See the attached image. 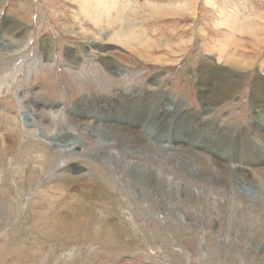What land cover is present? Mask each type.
Listing matches in <instances>:
<instances>
[{
    "label": "rangeland",
    "instance_id": "rangeland-1",
    "mask_svg": "<svg viewBox=\"0 0 264 264\" xmlns=\"http://www.w3.org/2000/svg\"><path fill=\"white\" fill-rule=\"evenodd\" d=\"M118 2L95 12L0 0V197L16 219L0 220V264H264V0ZM222 74L235 90L221 89ZM32 140L47 152L35 143L19 154ZM32 166L42 169L33 181L22 174ZM75 189L99 191L87 205L97 236L50 226L87 219Z\"/></svg>",
    "mask_w": 264,
    "mask_h": 264
},
{
    "label": "bare ground",
    "instance_id": "bare-ground-1",
    "mask_svg": "<svg viewBox=\"0 0 264 264\" xmlns=\"http://www.w3.org/2000/svg\"><path fill=\"white\" fill-rule=\"evenodd\" d=\"M79 2L80 4H81V6L83 7V10H87V11H89V9H93L95 12L97 11H99L100 10V8H101V6H103L102 5V3L104 2V6H106V8H109V7H111V6H113V7H115L116 9H123L121 6V4H119V2H118V0H76V2ZM122 2V1H121ZM126 3V2H125ZM124 7H128V4H125L124 5ZM94 11L92 12V10H91V13L92 14H94ZM121 11V10H120ZM124 12V11H123ZM92 16V15H91ZM117 16H118V14H117ZM240 20H239V18H237V17H235V18H233V19H231V22L232 23H237V22H239ZM240 26H242V24L240 25ZM16 28L18 27L17 25L15 26ZM256 27L255 26H251V27H249L248 28V31H247V33H249L250 34V36H252L251 38H253L254 37V33L256 34L255 36H257L258 37V35L260 34L259 33V31H257L256 29H255ZM18 29V28H17ZM255 31V32H254ZM264 31V30H263ZM254 39V41L256 42V43H258V44H261V43H263V42H261L260 40V38H258V39H256V38H253ZM135 41H137V40H135ZM253 41V40H252ZM222 77H224V78H222L221 77V79L220 80H218V82H219V84H223L222 86H226V88H221L225 93H226V91L227 90H229V92H231V91H233V90H235V88L237 87V85L239 84L237 81H233V80H230L229 78L231 77L230 75H225L224 76V74H222L221 75ZM217 78V77H216ZM227 80L226 81V83L224 82V80ZM229 79V80H228ZM232 79V78H231ZM223 80V81H222ZM229 81V82H228ZM262 83V82H261ZM264 86V85H263ZM260 88V87H259ZM220 95V93L218 94V96ZM27 111V110H26ZM125 121V120H124ZM31 132V131H30ZM12 133V132H11ZM17 133V132H16ZM33 133V132H32ZM34 134V133H33ZM15 137V136H14ZM93 139H95V140H97L96 138H93ZM18 141V140H17ZM33 142L30 144V145H27V142H24V143H26V147H25V149L23 150V151H21L19 154H24V155H28V154H31V152L27 149V147H29V148H31V147H34L35 146V143H36V148H38V150L39 151H43V152H47V149L44 147L43 148V146H41V143L37 140V141H34V140H32ZM13 142V141H12ZM29 142H31V140L29 141ZM28 142V143H29ZM45 142V141H44ZM91 142H92V140H91ZM95 142H97V141H95ZM164 142L165 143H167V144H169V141L167 142V141H165L164 140ZM261 142H263V141H261ZM8 143H10V142H8ZM47 143V142H46ZM98 143V142H97ZM164 143V144H165ZM13 144L15 145V143L13 142ZM99 144V143H98ZM101 144V143H100ZM110 144V143H109ZM112 144H113V142H112ZM32 145H34V146H32ZM74 145V144H73ZM88 145H90L89 143H87V142H84V146H85V148H86V146H88ZM71 146H72V144H71ZM160 146V145H159ZM6 147V146H5ZM17 147V146H16ZM34 147V148H35ZM101 147H102V145H101ZM108 147V146H107ZM161 147H162V149H165L166 148V146H164V145H161ZM76 148H79V151H80V147H76ZM108 148H114V147H112V145L111 146H109ZM108 148H103L102 147V149L104 150V151H108L109 150V152L110 153H113V150H111V149H108ZM89 149H97L98 150V148H97V145H95V144H92L90 147H89ZM161 149V148H160ZM258 149V148H257ZM75 150V149H74ZM71 150H68V149H66V151H64L65 153H67V155L68 156H71V157H73L74 155H75V153L77 154V151L74 153V152H70ZM258 151H262L263 153V155H264V144H262V146L260 147V150L258 149ZM19 152V151H18ZM32 152H35V151H32ZM39 153V152H38ZM73 153H74V155H73ZM43 154V153H42ZM45 154V153H44ZM261 155V154H260ZM23 156V155H22ZM42 157H44L46 160H48L47 158H46V156H43V155H41ZM260 157V156H259ZM62 158V157H61ZM64 158V157H63ZM119 158V157H118ZM121 159V158H120ZM51 161V160H50ZM64 161V160H63ZM48 163V162H47ZM59 163V161L57 162V164ZM49 164H47V165H44V167H43V170L44 169H46V168H48L49 166H48ZM60 165H62L63 166V164H58V166H60ZM25 167V166H24ZM23 167V168H24ZM182 168V167H181ZM146 169H148L149 170V166H146ZM80 170H83V168H81V169H78L77 170V172L78 171H80ZM148 170H145V173H146V175L147 176H145L146 178H148V177H150L151 175H148ZM196 171H199V170H197V168L195 169ZM23 171V170H22ZM42 169H40L39 167H31L30 169L29 168H27V170H26V172H24L23 171V173L22 174H25L24 176L25 177H27V178H29L30 180H32L33 181V179H35L36 178V176L38 177V175L39 176H41L42 175ZM85 173V172H84ZM77 174V173H76ZM75 174V175H76ZM156 174H157V176L158 177H156V179L158 180V181H165L166 183H168V182H171L172 180L170 179V178H168L167 177V175L166 174H163V173H160V172H156ZM67 176V175H66ZM70 176V175H69ZM68 176V177H69ZM84 176V175H83ZM22 177H23V175H22ZM79 177V176H78ZM82 177V176H81ZM144 177V178H145ZM20 178V177H19ZM75 178V177H74ZM80 178V177H79ZM24 179V178H23ZM28 179V180H29ZM68 179V178H67ZM89 179V178H88ZM25 180V179H24ZM28 180H26V181H28ZM76 180V179H75ZM92 180V179H91ZM25 181V182H26ZM81 181V180H80ZM85 181V180H84ZM77 182V181H76ZM19 183V182H18ZM165 183V184H166ZM172 183V182H171ZM262 183V182H261ZM21 184V183H20ZM25 184V183H24ZM27 184V183H26ZM29 184V183H28ZM72 184V183H71ZM84 184H87V183H84ZM160 184V183H159ZM34 185V184H33ZM38 185V184H37ZM83 185V184H82ZM264 186V182L261 184V186ZM17 186V185H16ZM21 186H22V184H21ZM23 187V186H22ZM30 187V186H29ZM32 187V186H31ZM17 188V187H16ZM24 188H25V186H24ZM19 189V188H18ZM22 190V189H21ZM27 190V188L25 189V193L27 192L26 191ZM19 191V190H18ZM74 191H76L75 193H74V198H76L77 200L76 201H78V202H80V203H82V205L85 203L86 204V207H87V205H88V203H91V201H94V202H97V200H96V196H98V194H99V191H98V189H94V191H91V190H87V189H75ZM238 192V191H237ZM93 193L96 195V196H94L93 195ZM18 194V193H17ZM22 195V194H21ZM71 195V194H70ZM5 196H6V194H5ZM5 196H2L1 195V197H0V220H5V223H4V225H6V226H9L10 224H12L13 223V221L12 220H14L15 218H14V216L11 214V212L9 211V205H11L12 206V204H14L9 198H7V197H5ZM65 196H67L66 195V193H65ZM251 196H254V195H251ZM18 197V196H17ZM94 197V198H93ZM39 198H43V196L42 197H39ZM51 198V197H50ZM53 198V197H52ZM256 198H258V197H256ZM93 199V200H92ZM13 200V199H12ZM40 199H38V201H39ZM43 200V199H42ZM20 201V200H19ZM18 201V202H19ZM44 201V200H43ZM34 202V201H33ZM40 202H41V200H40ZM45 202V201H44ZM44 202H41V203H44ZM20 203V202H19ZM36 203H37V201H36ZM62 203V202H61ZM65 203V202H64ZM93 203V202H92ZM16 204H17V202H16ZM32 204V203H31ZM30 204V205H31ZM84 204V205H85ZM22 205V204H21ZM35 205V204H34ZM48 205H50V204H48ZM56 205V204H55ZM20 206V205H19ZM39 206H40V204H39ZM38 206V207H39ZM44 206V205H43ZM64 206V205H63ZM21 207V206H20ZM42 207V206H41ZM46 207H48V206H46ZM45 207V208H46ZM50 208H51V206H49ZM72 207V206H71ZM43 208V207H42ZM73 208V207H72ZM20 209H22V208H20ZM39 209V208H38ZM47 209V208H46ZM49 209V208H48ZM54 209H56V208H54ZM12 210V209H11ZM35 210V209H34ZM44 210V209H43ZM50 210V209H49ZM61 210V209H60ZM78 210V209H77ZM92 212H91V211ZM89 210V208L87 207V209L85 210V211H83V213L84 212H86V214H87V219H80V220H76L75 218H72V216H74V215H67V217L66 218H64L65 219V221H64V219H63V221H62V223H59V222H55L54 224L52 223V225H50V226H55L56 228H57V230H59V231H62L63 233H65V235L67 236V235H71V236H73V235H81V236H84L85 238L86 237H88V235H90L91 233H94V232H96L95 230H94V227H95V223H90L89 221L91 220H88V218L90 217V213H93V209H90ZM39 211H40V209H39ZM51 211H52V209H51ZM55 211V210H54ZM30 212V211H29ZM32 212H33V210H32ZM31 212V213H32ZM43 212V211H42ZM38 213V212H37ZM45 213V212H44ZM48 214V213H47ZM53 215H54V213H52ZM52 214H50L51 216H52ZM32 215H34V214H32ZM45 215V214H44ZM43 216V215H42ZM59 216V215H58ZM37 217V216H36ZM45 217H48V216H46L45 215ZM33 218H34V216H33ZM32 218V219H33ZM43 218V217H42ZM41 218V219H42ZM53 218V217H52ZM57 218V217H56ZM91 218V217H90ZM55 219V218H54ZM58 219V218H57ZM57 219H55L54 221H57ZM16 220V219H15ZM43 220V219H42ZM61 219H59V221H60ZM87 220V221H86ZM99 220V219H98ZM11 221V222H10ZM47 221H50V218L47 220ZM37 222V221H36ZM102 222V221H101ZM101 222H100V226H99V230L101 231V229H103V227H105L106 225H107V223H108V221L106 222V220H103V223H102V225H101ZM35 223V222H34ZM42 223V222H41ZM47 223H49V222H47ZM31 224V223H30ZM51 224V223H50ZM32 225H33V223H32ZM32 225H30V227L32 226ZM109 225V224H108ZM43 226H45L44 224H43ZM47 226V225H46ZM49 226V228L51 229L52 227H50ZM34 227V226H33ZM48 227V226H47ZM46 227V228H47ZM98 227V226H97ZM39 228V227H38ZM37 228V229H38ZM106 228V227H105ZM5 229V228H4ZM17 229V228H16ZM41 229H43V228H41ZM53 229V228H52ZM51 229V230H52ZM27 230V229H26ZM32 230V229H31ZM34 230V229H33ZM39 230V229H38ZM45 230V229H44ZM98 230V231H99ZM2 230H0V232H1ZM19 232H20V229L18 230ZM18 231H16V232H18ZM34 231H36V228H35V230ZM42 231V230H41ZM40 230H39V232H41ZM48 231H49V229H48ZM104 231H106V229L104 230ZM53 232V231H52ZM35 233V232H34ZM43 233H44V231H43ZM51 234V233H50ZM53 234H55V233H53ZM33 235V234H32ZM41 235V234H40ZM94 235H96L95 233H94ZM30 236H31V233H30ZM35 236V235H34ZM34 236H32V239L34 238ZM38 236V235H37ZM42 236H43V234H42ZM55 236V235H54ZM91 236H92V234H91ZM97 236V235H96ZM14 237V236H13ZM40 236H38V238H39ZM45 237V236H44ZM43 237V238H44ZM46 237H47V235H46ZM31 238V237H30ZM36 238V237H35ZM34 238V239H35ZM48 238H50L49 236H48ZM81 238V237H80ZM15 239V238H14ZM27 239V238H26ZM33 239V240H34ZM44 239H47V238H44ZM72 239V238H71ZM16 240V239H15ZM48 240H50V239H48ZM11 241H13V240H11ZM35 241V240H34ZM33 241V242H34ZM37 241V240H36ZM42 241V240H41ZM39 242V241H38ZM43 242V241H42ZM46 242H47V240H46ZM22 243V242H21ZM50 244V243H49ZM36 245V244H35ZM34 246V245H33ZM10 247V246H9ZM8 247V248H9ZM38 247V246H37ZM41 248H42V246H41ZM39 249V255L40 254H42V252H43V249ZM5 249H7V248H4V250ZM18 249V248H17ZM55 249V248H54ZM58 249V248H57ZM12 251H13V249H11ZM15 250V249H14ZM23 250V249H22ZM21 250V251H22ZM1 251V250H0ZM19 251V250H18ZM17 251V252H18ZM28 251V250H27ZM26 251V254L28 253ZM46 251V250H45ZM7 252H9V251H7ZM7 252H6V254H7ZM49 252V251H48ZM20 253V252H19ZM46 254V253H45ZM50 254V253H49ZM17 255V254H16ZM51 255V254H50ZM55 255H57V254H55ZM110 255H111V253H110ZM44 256V255H43ZM56 258H57V256H55ZM18 258H19V256H18ZM48 258L49 259H46L47 261L46 262H44V263H46V264H48V262L49 261H52L54 258H53V256H48ZM55 258V259H56ZM1 260H2V258H1ZM57 260H58V258H57ZM22 261V260H21ZM3 262V261H2ZM17 263V262H16ZM21 264V263H20ZM43 264V263H42Z\"/></svg>",
    "mask_w": 264,
    "mask_h": 264
},
{
    "label": "crops",
    "instance_id": "crops-1",
    "mask_svg": "<svg viewBox=\"0 0 264 264\" xmlns=\"http://www.w3.org/2000/svg\"><path fill=\"white\" fill-rule=\"evenodd\" d=\"M228 0H219V5H224L225 6V3H226V5L230 2H227ZM215 2H216V0H215ZM225 2V3H224ZM206 5H208V4H206ZM222 9V8H221ZM225 9V8H224ZM216 10H214V12H215ZM215 14V18H214V23L217 25V23H220V24H222V22L224 21V20H221L222 18H220V16H221V14L220 13H214ZM227 25H220V27H226ZM229 27V26H228ZM226 32H224L223 34H224V36H225V38H226V42L228 43V44H231L232 43V40H231V38L235 35L236 37H237V33L232 29V28H226ZM238 43H240V44H243L241 41H239ZM219 52H223V49H222V47H221V49H220V51Z\"/></svg>",
    "mask_w": 264,
    "mask_h": 264
},
{
    "label": "built area",
    "instance_id": "built-area-1",
    "mask_svg": "<svg viewBox=\"0 0 264 264\" xmlns=\"http://www.w3.org/2000/svg\"><path fill=\"white\" fill-rule=\"evenodd\" d=\"M74 248H75V250H76V246L74 245L73 247H70L69 248V252H70V250H72L73 252L75 251L74 250ZM59 255L60 256H63V257H65L67 260H71V259H73V258H75V257H77L78 256V253H75V254H68V252H64V251H62V248L59 250ZM55 253L57 254L58 253V251H57V249H55Z\"/></svg>",
    "mask_w": 264,
    "mask_h": 264
},
{
    "label": "clouds",
    "instance_id": "clouds-1",
    "mask_svg": "<svg viewBox=\"0 0 264 264\" xmlns=\"http://www.w3.org/2000/svg\"><path fill=\"white\" fill-rule=\"evenodd\" d=\"M58 253H60V252L58 251Z\"/></svg>",
    "mask_w": 264,
    "mask_h": 264
}]
</instances>
